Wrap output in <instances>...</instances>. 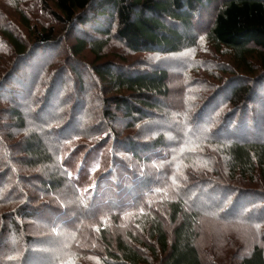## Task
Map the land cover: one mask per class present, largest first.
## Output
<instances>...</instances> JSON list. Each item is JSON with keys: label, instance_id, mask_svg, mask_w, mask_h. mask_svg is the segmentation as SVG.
<instances>
[{"label": "trees", "instance_id": "trees-1", "mask_svg": "<svg viewBox=\"0 0 264 264\" xmlns=\"http://www.w3.org/2000/svg\"><path fill=\"white\" fill-rule=\"evenodd\" d=\"M30 5L0 26V264H264V0ZM202 39L207 94L135 58Z\"/></svg>", "mask_w": 264, "mask_h": 264}, {"label": "rangeland", "instance_id": "rangeland-1", "mask_svg": "<svg viewBox=\"0 0 264 264\" xmlns=\"http://www.w3.org/2000/svg\"><path fill=\"white\" fill-rule=\"evenodd\" d=\"M31 1L32 0H29L26 2V0H24V2L26 3V5H25V3L20 4L17 0H0V26L7 27L9 29H10V27L12 29H14V28L17 29L19 27L18 31L20 34V38L27 36L28 33L26 32L27 33V35H26L25 30H21L23 28V27H21L22 25L20 23V17H21L22 13L26 14L27 17L30 18L32 23L35 25L38 23L37 19L35 18L36 16H34L36 13H38L44 21L47 19L46 13L42 12L43 9L42 8H36L37 5H30ZM27 7H28V9H27ZM23 34H24V36H23ZM0 41H2L1 36H0ZM69 44H73V43H71L69 40ZM64 47L59 48L56 51V53L58 51H61V49ZM2 48L5 49V46L2 45ZM109 50L113 54H115L116 52L117 53L123 52L120 50V48L116 47V45L110 46ZM0 53H1V51H0ZM4 54L5 53L0 54V57L3 59V60H0V71H1L0 75L6 74V71H4L5 70L4 66L6 65L5 62L8 61V59H9L7 57L8 55H4ZM47 55L48 56L51 55V52L47 53ZM255 56H256V58L253 59V65H254L253 71H255L256 73L259 72L256 75H261L263 73V70L261 68H262V66H264V58H263V56H259V55H255ZM135 58L140 61L139 65H138L140 69L151 71V70H155V69H163L164 68V69H167V70H169L175 74H179V75H171V77L172 78L177 77L178 79L177 78H175V79L181 80V83L196 85L192 90V91H194L193 93H195V97L198 96L200 93L207 94L209 92L210 85L212 86V82H210L209 80H203V81L197 82L198 80L196 78L206 77L205 75H200L204 70L201 66H204L205 64H210L212 69L217 70L216 71L217 75H215L216 79L212 80L213 82L218 83L219 79L228 78V75H225V73L222 74L221 72H223L224 70H226V71L229 70L226 68L229 67V58L230 57L228 58V55L226 56V54L222 48H219L216 44L209 42L205 39L201 40L200 45L197 48H193L191 51H187V52H184L182 54L173 55V56L143 55V54H141V55H137ZM42 59H43V57L41 58V56L39 55L38 59L32 63L37 64L40 61L42 62ZM81 60L83 62L87 61L88 63H91V61H92L90 59V57H86L85 59L83 58ZM8 63H9V61H8ZM27 65L31 66V63L27 64ZM221 70H223V71H221ZM69 73H70V71H67L68 75H69ZM25 75H27V74H25ZM85 75H87V73ZM263 86H264V84H263ZM173 87H174L173 92L176 93L178 91L177 93H179L180 89L176 85H174ZM177 101H178L177 96L173 95V99H171L169 101V103H175ZM169 139L173 140V139H171V137H169ZM248 199L249 198H247V200ZM251 202H252V200H251ZM232 215H233V213L231 214V216ZM240 226H242V225H239V224L232 225V227H234L232 229H234V230L230 229L229 235H231V236H232V234L235 235L236 232L242 230V227H240ZM215 235H216V233H214V236ZM220 240L222 241L221 238H220ZM221 241H219V246L222 245ZM59 243L62 247L64 246V243L68 244L69 242L67 241V236L64 239H60ZM207 243H210V241H207L206 244ZM87 260H89V263H87V264H100V262L96 259L88 258Z\"/></svg>", "mask_w": 264, "mask_h": 264}]
</instances>
